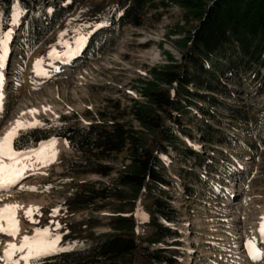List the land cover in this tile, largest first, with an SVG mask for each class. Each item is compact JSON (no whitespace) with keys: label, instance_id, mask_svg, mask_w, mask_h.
Wrapping results in <instances>:
<instances>
[{"label":"rangeland","instance_id":"374dc122","mask_svg":"<svg viewBox=\"0 0 264 264\" xmlns=\"http://www.w3.org/2000/svg\"><path fill=\"white\" fill-rule=\"evenodd\" d=\"M117 6L118 0L85 1L26 59L21 55L20 33L16 30L14 41L2 46L8 49V60L3 71L0 69V93L2 89L5 92L0 137L3 127L15 116L18 118L17 110L24 107L28 112L36 109L39 122L65 116L68 121L86 127L97 121L119 120L145 130L136 117L139 104L150 103L144 94L145 83L153 80L154 68L176 60L181 62L184 42L199 21L186 16L185 10L172 2L158 9L147 8L140 25L123 26L116 42L98 52L95 43L105 34L104 14ZM14 13L13 23L19 25L22 14L17 5ZM81 36L86 39L78 44ZM77 47L79 53L66 59L65 55ZM54 52L59 55H53ZM38 60L42 61L39 65ZM254 74L248 69L234 81L225 78L230 93H222L218 99L239 108L243 116L256 119L254 124H260L264 134V85ZM261 74L264 76V67ZM161 85L169 88L166 83ZM191 90H196L195 86L191 85ZM201 105L209 109L205 101ZM212 112L213 116L208 115L194 103L183 114L182 127L167 120L181 138L177 146L187 151L192 148L200 154L196 159L187 158L184 152L172 147L162 162L161 169L171 183L156 189L154 196L165 200L170 197L180 212L172 223L177 233L167 245L171 248L169 253L177 257L178 264H264V255L254 260L247 248V242L255 238L257 248L264 252L260 232L264 222V147L253 131L254 125L244 121L242 115L236 117L221 102L212 107ZM207 123L229 134L227 139L219 141V135H212L213 141H203L201 136ZM64 141L49 164L39 166L35 163L38 158L31 156L27 169L30 173L10 189L0 190V207L22 205L16 212L19 233L11 236L0 232V256L8 243L20 244L24 236L34 235L37 228L48 227L60 234L58 248L68 247L63 241L68 223L97 216L101 223L95 230H110L109 216L117 212L118 201L109 200L114 204L107 203L99 211L65 210L63 204L82 180L111 184L124 164L130 162L129 150L113 154L108 160L115 167L108 177L96 173L77 175L64 172L66 160L80 158V153ZM152 203L153 197L144 194L137 208L141 213L136 210L137 233L144 243L154 233L148 224ZM29 207L39 209L31 219L26 215ZM54 209L59 211L53 214ZM20 264L30 261L21 260Z\"/></svg>","mask_w":264,"mask_h":264},{"label":"trees","instance_id":"16d2710c","mask_svg":"<svg viewBox=\"0 0 264 264\" xmlns=\"http://www.w3.org/2000/svg\"><path fill=\"white\" fill-rule=\"evenodd\" d=\"M85 1L0 0V33H7L11 28L14 7L18 5L22 13L18 26L19 47L26 59ZM169 2L181 6L186 16L197 19L199 24L184 42L181 62L176 60L154 68L153 80L145 83L144 94L150 103H140L136 116L145 130H137L131 123L119 120L78 126L61 116L57 120L44 118L36 127L21 129L13 140L14 150L27 151L55 137L66 139L69 146L80 153V158L66 160L64 172L77 175L96 173L108 177L115 169L108 161L112 155L125 149L130 153V162L124 164L111 184L102 180H82L73 187L63 204L65 210L99 211L107 203L114 204L109 200L118 201L117 212L109 216L110 230L102 233L95 230L101 223L97 216L68 223V231L63 234L68 247L43 257L42 264L179 262L169 253L171 248L167 245L176 236L171 224L180 212L170 197L165 200L154 195L156 189L171 183L161 169L163 157L169 154L170 148L184 152L187 158L196 159L200 154L192 148L187 151L177 146L181 138L167 120H174L182 127L181 118L194 103L211 116L212 107L220 102L236 117L244 115L239 108L218 99V95L230 93L225 78L234 81L248 69L254 71V77L261 78V86L264 85L261 74L264 67V0H214L212 3L207 0H118V6L104 14L105 34L96 40L97 51L113 45L123 26L140 25L147 8L158 9L168 6ZM163 83L169 88L163 87ZM191 85L196 90H191ZM201 101L208 103L209 109H205ZM243 118L254 125L253 131L264 147L260 124H254L256 119ZM212 135H219V141L229 136L220 128L205 124L202 140L213 141ZM144 194L153 197L148 224L154 233L146 243L139 240L136 215ZM128 206L130 210L126 209Z\"/></svg>","mask_w":264,"mask_h":264},{"label":"snow or ice","instance_id":"6c2138e0","mask_svg":"<svg viewBox=\"0 0 264 264\" xmlns=\"http://www.w3.org/2000/svg\"><path fill=\"white\" fill-rule=\"evenodd\" d=\"M10 32L0 33V47L7 42ZM86 37L81 36L77 40L78 44L84 43ZM53 55H59L53 53ZM3 56H0V61ZM42 61H37L41 64ZM0 101H2V93H0ZM31 111L36 112V109ZM40 124L39 121H34L31 124L25 121L17 120L14 126L2 137H0V190H8L13 185H16L24 177V173L31 166L28 163L31 156L35 155L41 158V163L50 162L55 157V152L47 154L45 147L42 146L39 151L32 150L31 152H20L13 148V140L17 137L21 129L36 127ZM52 145L55 141L51 142ZM7 160V162H5ZM35 190V189H33ZM22 207L19 204H5L0 208V232L7 233L11 236H16L19 231V220L16 216L17 209ZM37 207H29L26 215L31 219L33 212H38ZM59 209H54L53 214H56ZM5 221L7 224L5 225ZM57 227L60 225L57 223ZM260 232L264 238V222L261 223ZM61 239L60 234L54 233L51 228H37L32 236H24L20 244L8 243L4 255L0 256V261L4 264H20V261L31 262V264H42V258L56 251H61L57 247ZM247 248L252 259L258 260L264 255L261 249L257 248L255 238L247 242ZM19 254V255H18ZM15 257V259H14Z\"/></svg>","mask_w":264,"mask_h":264},{"label":"bare ground","instance_id":"6f19581e","mask_svg":"<svg viewBox=\"0 0 264 264\" xmlns=\"http://www.w3.org/2000/svg\"><path fill=\"white\" fill-rule=\"evenodd\" d=\"M15 24H17V23H15ZM15 24H13V28L10 30V37L13 35V33H14V29H15ZM79 50H80V47H77V48H72L71 49V51L68 53V54H66L65 55V57H66V59H68V58H70V57H72V56H75V55H77L78 53H79ZM3 52H4V54H6L7 53V48L5 47V49L3 50ZM3 63L0 65V69L3 71ZM3 74H1V79H3ZM2 101H0V121H1V119H2V117L5 115V106H4V89H2ZM25 109H26V107H24V108H20V109H18L17 110V112L16 113H19L18 114V118H16V116L12 119V120H10V121H8V123L3 127V129H2V132H1V135L2 136H4L13 126H14V123L17 121V120H21V121H25V122H28V123H32V122H34V121H38L39 120V117L37 116L38 115V112H31V110L28 112V111H25ZM16 118V119H15ZM55 139V138H54ZM51 140V141H47V142H45L43 145H41V147L42 146H44L45 147V151H46V153L47 154H51L52 152H55V157L57 156V154L59 153V147L60 146H62L64 143L63 142H65L64 140L65 139H62V138H58L57 140ZM52 141H55V144L54 145H52L51 144V142ZM64 146V145H63ZM41 147L39 148V149H37L36 151H39L40 149H41ZM31 152V151H30ZM34 157H37V156H35V155H33ZM54 157V158H55ZM38 158V157H37ZM31 159V158H30ZM5 162H7V160L5 161ZM28 163H29V161H28ZM35 163L37 164V165H39V166H45V165H47V164H49V162H45V163H41V158H38V159H36V161H35ZM29 171V170H28ZM28 171H26L25 173H24V176H26L27 174H29L30 173V171L28 172ZM0 196H2V194L0 193ZM3 207V206H2ZM2 207H0V208H2ZM5 225H6V223H5Z\"/></svg>","mask_w":264,"mask_h":264}]
</instances>
